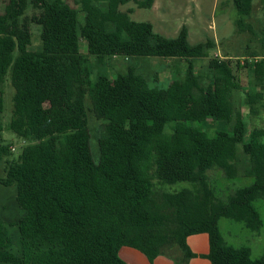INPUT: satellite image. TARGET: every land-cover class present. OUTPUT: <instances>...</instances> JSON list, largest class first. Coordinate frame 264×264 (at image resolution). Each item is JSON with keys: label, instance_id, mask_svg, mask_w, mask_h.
Returning <instances> with one entry per match:
<instances>
[{"label": "trees", "instance_id": "1", "mask_svg": "<svg viewBox=\"0 0 264 264\" xmlns=\"http://www.w3.org/2000/svg\"><path fill=\"white\" fill-rule=\"evenodd\" d=\"M134 1L150 9L153 0H8L0 13V86L8 72L15 86L10 128L28 143L7 161L4 186L15 185L21 211L17 221L21 250L14 252L0 220V262L12 264H128L122 246L150 260L169 256L188 264L196 254L187 243L206 233L211 264H264L248 246L235 247L219 222L229 218L258 232L262 219L254 206L264 199V129L248 133L234 102L241 90L239 61L214 57L209 72H195L193 60L206 57L214 42L195 44L182 26L176 37L157 32L150 21L135 20L121 5ZM238 19L251 14L253 0H231ZM40 10L42 48L29 49V4ZM83 13L82 19L79 13ZM80 38L87 54L80 51ZM90 56L99 61L122 56H157L186 61L183 77L167 88L151 87L130 66L114 78L91 75ZM245 66L260 77L264 59ZM104 120L98 158L91 148L86 99ZM258 95L249 102L256 104ZM4 98L0 93V129ZM214 117L228 125L210 136L193 123ZM173 121V137L166 133ZM241 145L251 182L218 196L207 172L219 167L228 179L239 177ZM9 146L0 143V161ZM189 185L157 190L155 182ZM177 248L180 255L169 250Z\"/></svg>", "mask_w": 264, "mask_h": 264}, {"label": "rangeland", "instance_id": "2", "mask_svg": "<svg viewBox=\"0 0 264 264\" xmlns=\"http://www.w3.org/2000/svg\"><path fill=\"white\" fill-rule=\"evenodd\" d=\"M66 1L79 8L76 0ZM106 1L101 0L102 6ZM158 2L159 9H162L164 3L167 5V0H159ZM172 2H175L176 5L171 10L172 13L168 14L166 18H160L152 9L140 8L132 1L121 5V9L129 10L131 17L135 20L152 22L155 30L167 37H176L182 26L186 24L189 29L188 39L190 43L195 44L211 39L214 42V47L208 50V55L193 60L195 72L200 75L208 74L209 61L214 57L232 58L235 66L239 61L238 75L242 88L234 98L235 105L243 112L248 133L254 128L264 129V71L258 77L250 68L245 66L247 61L254 62L264 59V0H253L251 14L243 16L239 26L236 24L237 11L231 0H172ZM7 3L8 0H0V13H4ZM39 12L40 10L30 3L25 14L31 28L32 42L29 49L32 50L42 48L41 25L36 22ZM79 15L82 19L83 13L80 12ZM79 44L81 53L87 54L85 40L80 38ZM90 61L92 80L96 78L99 72L105 73L109 78H114L119 72H125L128 67L132 66L147 79L151 87L158 88H167L175 79L183 77L187 66L183 59L157 56H136L130 59L114 56L105 59L103 62L95 56H90ZM1 92L4 98V110L1 118L0 143L9 146V154L0 161V177H3L5 176L7 161L17 158L28 141L18 136L10 128L13 108L12 96L15 92L10 72H8L5 82L0 86ZM254 93L258 95V98L256 104L253 105L249 102V96ZM86 111L91 132V148L94 157L98 158V140L103 130L104 120L96 117L89 97L86 99ZM193 124L206 131L210 136L214 135L217 130L228 128L225 122L218 121L214 117H208L203 122H194ZM172 126L173 121H170L166 128L169 137H173ZM237 152L239 177L228 179L219 167H214L207 172L208 182L218 196L227 195L229 192L251 182V180L245 181L247 180L245 176L247 174L245 169L247 160L241 145H238ZM154 182L156 189L163 191H176L189 185L186 182L172 185ZM16 194L15 185L4 186L0 183V220L4 222L8 236L12 240L11 249L18 253L21 250V242L17 221L21 211L16 201ZM254 206L262 219V226L258 232L252 231L243 223L229 218H221L219 227L229 244L235 247H250L251 257L256 259L264 252V199H257ZM169 252L176 256L181 254L177 248H172ZM0 264L12 263L0 262Z\"/></svg>", "mask_w": 264, "mask_h": 264}, {"label": "crops", "instance_id": "3", "mask_svg": "<svg viewBox=\"0 0 264 264\" xmlns=\"http://www.w3.org/2000/svg\"><path fill=\"white\" fill-rule=\"evenodd\" d=\"M158 1L159 0H153L152 7L150 9H152L157 16L159 15L160 18L168 17V14L172 13L171 10L175 7L176 3H173L172 0H167V5L164 3L162 9H159ZM105 4H103V6ZM193 4L195 3L193 2ZM187 243L191 250L196 254V257H192L188 264H211L210 260L203 256L209 251V240L206 233H198L188 236ZM119 255L128 264H175L174 261L167 255H158L153 260H150L140 250L130 246H122L119 250Z\"/></svg>", "mask_w": 264, "mask_h": 264}]
</instances>
